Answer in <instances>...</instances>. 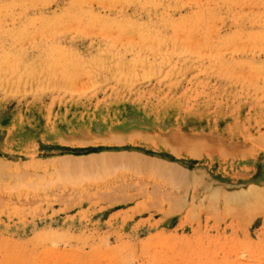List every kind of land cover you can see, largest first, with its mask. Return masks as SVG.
<instances>
[{
    "label": "rangeland",
    "instance_id": "rangeland-1",
    "mask_svg": "<svg viewBox=\"0 0 264 264\" xmlns=\"http://www.w3.org/2000/svg\"><path fill=\"white\" fill-rule=\"evenodd\" d=\"M0 264H264V0H0Z\"/></svg>",
    "mask_w": 264,
    "mask_h": 264
},
{
    "label": "bare ground",
    "instance_id": "bare-ground-1",
    "mask_svg": "<svg viewBox=\"0 0 264 264\" xmlns=\"http://www.w3.org/2000/svg\"><path fill=\"white\" fill-rule=\"evenodd\" d=\"M156 1V0H155ZM126 4V3H125ZM212 41V40H211ZM189 44V43H188ZM237 49V48H236Z\"/></svg>",
    "mask_w": 264,
    "mask_h": 264
}]
</instances>
